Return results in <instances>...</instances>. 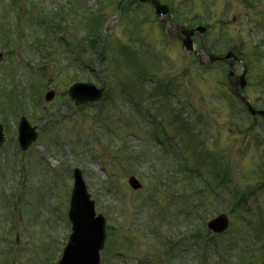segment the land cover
I'll return each instance as SVG.
<instances>
[{"label": "rangeland", "instance_id": "rangeland-1", "mask_svg": "<svg viewBox=\"0 0 264 264\" xmlns=\"http://www.w3.org/2000/svg\"><path fill=\"white\" fill-rule=\"evenodd\" d=\"M13 1L0 0V24L12 34H0V264H58L71 231L74 168L106 220L100 264H264V123L229 94L227 66L200 67L167 42L149 7L126 8L129 0L123 10L117 0H18L58 17L43 61L33 42L40 30L13 26ZM159 1L175 23L208 24L195 49L241 54L235 74L245 66L244 93L264 110V0ZM95 18L102 56L87 41ZM73 80L104 85L106 98L75 107ZM49 90L55 96L45 103ZM22 116L38 131L25 153L16 141ZM131 176L140 190L129 187ZM220 213L230 227L211 241L206 225Z\"/></svg>", "mask_w": 264, "mask_h": 264}, {"label": "water", "instance_id": "water-1", "mask_svg": "<svg viewBox=\"0 0 264 264\" xmlns=\"http://www.w3.org/2000/svg\"><path fill=\"white\" fill-rule=\"evenodd\" d=\"M140 3H148L153 7L155 14L158 16L167 36L171 40L180 41L188 54L198 57L199 62L211 63L214 61H224L229 65V89L230 91L246 106L252 116L261 117L264 120V111L254 110L244 95L238 93L237 85L243 90L246 81V71L240 77L234 76L233 61L235 56L229 52L223 58H217L204 52L202 49L195 52L192 45L191 37L199 32L202 36L204 28L185 29L178 25H172L167 20L168 9L160 5L157 0H138ZM103 89H95L92 85L76 84L69 90V97L75 105L95 102L101 99ZM50 92L45 96L46 101L53 98ZM37 134L33 128H30L27 121L22 118L19 125V143L23 151L36 140ZM2 127L0 126V145L3 143ZM74 189L72 193L69 219L72 224V233L68 243L63 251L62 259L59 264H100L99 252L102 250L105 240V220L101 215L95 216L94 203L89 201L85 185L82 181L81 172L74 170ZM129 185L133 189H139L140 185L133 178L129 180ZM228 227V220L224 215L217 217L208 224V228L215 233H221Z\"/></svg>", "mask_w": 264, "mask_h": 264}, {"label": "trees", "instance_id": "trees-1", "mask_svg": "<svg viewBox=\"0 0 264 264\" xmlns=\"http://www.w3.org/2000/svg\"><path fill=\"white\" fill-rule=\"evenodd\" d=\"M43 24V23H42ZM241 56V54H239ZM239 202V200L237 201V203Z\"/></svg>", "mask_w": 264, "mask_h": 264}]
</instances>
